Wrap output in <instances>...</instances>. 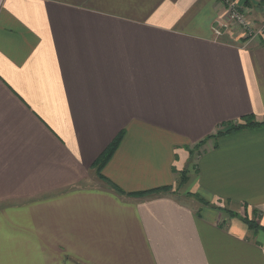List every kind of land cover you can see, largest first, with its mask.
Segmentation results:
<instances>
[{
    "label": "crops",
    "instance_id": "crops-1",
    "mask_svg": "<svg viewBox=\"0 0 264 264\" xmlns=\"http://www.w3.org/2000/svg\"><path fill=\"white\" fill-rule=\"evenodd\" d=\"M246 9L259 29L264 3ZM225 17L0 0V264H264V125L216 137L264 123V34L217 36ZM122 132L101 177L170 190L100 178Z\"/></svg>",
    "mask_w": 264,
    "mask_h": 264
},
{
    "label": "trees",
    "instance_id": "trees-1",
    "mask_svg": "<svg viewBox=\"0 0 264 264\" xmlns=\"http://www.w3.org/2000/svg\"><path fill=\"white\" fill-rule=\"evenodd\" d=\"M246 5H253L251 0H244ZM264 123H259L256 122L255 119L253 117H248L246 119H244V121L242 122H237V124H230L229 126L226 127V129L228 131H226V133L220 132L217 134L216 137H221L224 135H228V134H232V133H236V132H240L242 130H246V129H254V128H258L263 126ZM124 136V133L122 132L115 140L114 142L111 144V146L105 151V153L96 161V163L94 164V167L97 169L98 174L100 175L101 170L104 168V166L107 164V162L110 160V158L113 156V154L115 153L116 149L118 148L122 138ZM205 145V141H203L202 143H200L199 145H197L196 147V151L199 152L200 149ZM193 156L195 154L192 153ZM198 154V153H197ZM181 179H186V172H184L181 175ZM100 178L101 175H100ZM103 179V178H102ZM105 180V179H103ZM106 181V180H105ZM118 194L120 195H125V196H129V197H141V196H148L151 194H156V193H160V192H167L168 190H170L169 188H163V189H158L155 191H151V192H147V193H138V194H127L124 193L123 191L119 190L116 186L112 185L110 182L106 181ZM245 222L248 224V226L251 229H258L259 225L256 224L255 221L249 220L248 217H246ZM264 230V227L262 228Z\"/></svg>",
    "mask_w": 264,
    "mask_h": 264
},
{
    "label": "built area",
    "instance_id": "built-area-1",
    "mask_svg": "<svg viewBox=\"0 0 264 264\" xmlns=\"http://www.w3.org/2000/svg\"><path fill=\"white\" fill-rule=\"evenodd\" d=\"M243 0H220L226 11L225 21L214 29L217 36H222L226 30L237 29L244 39L253 40L264 34V21L259 29L249 20ZM252 3L262 4L264 0H251Z\"/></svg>",
    "mask_w": 264,
    "mask_h": 264
},
{
    "label": "rangeland",
    "instance_id": "rangeland-1",
    "mask_svg": "<svg viewBox=\"0 0 264 264\" xmlns=\"http://www.w3.org/2000/svg\"><path fill=\"white\" fill-rule=\"evenodd\" d=\"M254 4V3H253ZM245 6V8H250V7H252V5L251 6H249V5H244ZM235 124H237V123H235ZM226 129V127H224L222 130H225ZM201 154V151H199L198 152V155H200ZM197 157V156H196Z\"/></svg>",
    "mask_w": 264,
    "mask_h": 264
}]
</instances>
